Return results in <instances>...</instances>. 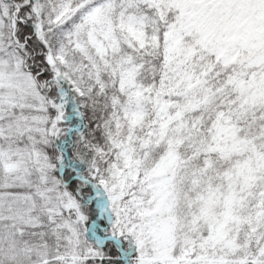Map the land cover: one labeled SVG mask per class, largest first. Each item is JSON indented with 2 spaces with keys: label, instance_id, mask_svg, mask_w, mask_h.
Wrapping results in <instances>:
<instances>
[{
  "label": "snow or ice",
  "instance_id": "snow-or-ice-1",
  "mask_svg": "<svg viewBox=\"0 0 264 264\" xmlns=\"http://www.w3.org/2000/svg\"><path fill=\"white\" fill-rule=\"evenodd\" d=\"M0 264H264V0H0Z\"/></svg>",
  "mask_w": 264,
  "mask_h": 264
}]
</instances>
